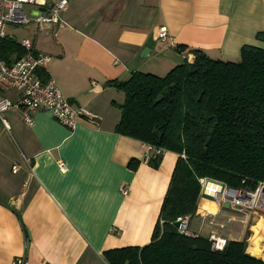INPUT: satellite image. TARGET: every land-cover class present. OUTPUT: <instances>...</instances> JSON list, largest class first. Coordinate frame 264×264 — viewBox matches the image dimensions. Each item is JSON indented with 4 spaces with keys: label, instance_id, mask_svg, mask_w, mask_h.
I'll list each match as a JSON object with an SVG mask.
<instances>
[{
    "label": "crops",
    "instance_id": "0c3cea01",
    "mask_svg": "<svg viewBox=\"0 0 264 264\" xmlns=\"http://www.w3.org/2000/svg\"><path fill=\"white\" fill-rule=\"evenodd\" d=\"M62 17L66 27L30 26L24 38L50 58L40 78L55 79L73 105L100 120H81L70 130L50 111H34L31 125L22 111L5 112L0 264L18 256L27 264H105V251L150 243L179 154L165 151L153 168L147 144L116 131L125 94L112 82L137 72L164 77L193 62L195 49L213 60L239 61L243 46L264 48L257 38L264 33V0H69ZM162 26L169 32L165 41L157 37ZM203 202L200 197L191 231L243 240L239 226L227 229L239 224L232 209L213 201L216 212L207 215Z\"/></svg>",
    "mask_w": 264,
    "mask_h": 264
},
{
    "label": "trees",
    "instance_id": "16d2710c",
    "mask_svg": "<svg viewBox=\"0 0 264 264\" xmlns=\"http://www.w3.org/2000/svg\"><path fill=\"white\" fill-rule=\"evenodd\" d=\"M257 38L264 41V33ZM192 52L193 62L164 77L137 72L112 82L125 94L116 131L179 158L151 242L105 251L108 264H264L247 252L246 240H228L216 250L208 237L184 236L174 225L178 217L196 213L201 178L235 189L254 190L264 182V48L243 46L239 61ZM0 53L11 65L25 50L6 37ZM162 158L151 153L147 162L158 168Z\"/></svg>",
    "mask_w": 264,
    "mask_h": 264
},
{
    "label": "built area",
    "instance_id": "2783aa9c",
    "mask_svg": "<svg viewBox=\"0 0 264 264\" xmlns=\"http://www.w3.org/2000/svg\"><path fill=\"white\" fill-rule=\"evenodd\" d=\"M68 5L69 0H0V41L6 37L13 39V35L8 33L10 25L24 28L43 25H54L56 29L66 27L68 24L62 13ZM26 7L33 9L32 13H26ZM157 37L161 41L169 38L167 26L159 28ZM20 45L25 53L11 65L3 60L0 53V124L10 129L4 114L11 109L22 111L24 120L29 125L33 122L32 113L37 110L50 111L59 123L70 130H74L81 120L98 124L100 116L86 107L73 105L63 95L55 79L50 77L43 81L40 78L38 73L47 68L49 56L36 54L29 38H23ZM9 91H15L17 97H7L5 93ZM147 149L157 155H163L165 152L162 148L150 144H147ZM58 165L61 169H66L62 160L58 161ZM12 170L16 173L19 165L14 164ZM200 183L202 200H212L222 208L228 203L229 208L237 213L253 207L258 211L264 210V182H259L254 190L235 189L210 178H201ZM208 187L213 189L208 190ZM128 192V188H122V193ZM205 211L207 215L214 214ZM192 218L193 214L178 217L175 222L180 224L176 228L180 234L196 238L200 235L190 229ZM208 239L216 250H223L228 242L226 237L216 232H211ZM12 264H27V261L25 257L18 256L13 259Z\"/></svg>",
    "mask_w": 264,
    "mask_h": 264
},
{
    "label": "rangeland",
    "instance_id": "374dc122",
    "mask_svg": "<svg viewBox=\"0 0 264 264\" xmlns=\"http://www.w3.org/2000/svg\"><path fill=\"white\" fill-rule=\"evenodd\" d=\"M32 10L30 7H26V13H32ZM8 33L9 35H14V40L16 41H20L22 40V38L24 37H29L31 30L26 29L22 26L17 27L14 25H10L8 28ZM232 212H234L238 217V221L239 224H236L235 222H231L228 225L227 229H230L231 227H237L239 226L238 230L240 232V234L243 233V240L247 241V252L250 253L251 255L257 257V258H261L264 260V233L262 232V236H261V241L259 243V248L262 251V255L257 256L253 253L250 252L251 248L250 246V240L252 239V237L254 236V226L257 225V223L260 220H264V210L258 211L255 207L253 208H246L243 212L237 213L235 211L232 210ZM190 228H193V225L191 223ZM229 237H231V235H228ZM238 234H233V237H237Z\"/></svg>",
    "mask_w": 264,
    "mask_h": 264
},
{
    "label": "bare ground",
    "instance_id": "6f19581e",
    "mask_svg": "<svg viewBox=\"0 0 264 264\" xmlns=\"http://www.w3.org/2000/svg\"><path fill=\"white\" fill-rule=\"evenodd\" d=\"M213 187H208V190H212ZM202 210H208L210 212H216V209L213 207V201L212 200H204V202L201 205ZM254 236L250 240V252L255 255H262V251L259 248V243L261 241L262 232L264 233V220H260L257 225L254 226ZM261 235V236H260Z\"/></svg>",
    "mask_w": 264,
    "mask_h": 264
},
{
    "label": "water",
    "instance_id": "95a60500",
    "mask_svg": "<svg viewBox=\"0 0 264 264\" xmlns=\"http://www.w3.org/2000/svg\"><path fill=\"white\" fill-rule=\"evenodd\" d=\"M162 98H163V95L160 96V97L157 99V101H159V100L162 99ZM156 134H157V132H156ZM224 206H225V207H229V204H228V203H225ZM179 224H180L179 222H175V223H174V225H175L176 227H178Z\"/></svg>",
    "mask_w": 264,
    "mask_h": 264
}]
</instances>
